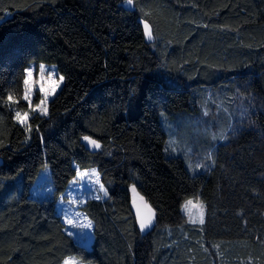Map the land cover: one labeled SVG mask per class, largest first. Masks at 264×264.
Returning a JSON list of instances; mask_svg holds the SVG:
<instances>
[{
    "label": "trees",
    "instance_id": "16d2710c",
    "mask_svg": "<svg viewBox=\"0 0 264 264\" xmlns=\"http://www.w3.org/2000/svg\"><path fill=\"white\" fill-rule=\"evenodd\" d=\"M126 2L0 0V264H63L72 254L96 264H264V0ZM31 62L56 64L64 82L47 114L29 115V132L15 114L28 109ZM204 102L233 125L214 166L192 173L166 152L162 115H193ZM86 135L101 143L96 152ZM46 160L53 191L35 197ZM93 167L107 194L80 207L93 223L87 246L57 202L78 168ZM132 183L154 210L146 232ZM190 196L204 201L202 224L181 210Z\"/></svg>",
    "mask_w": 264,
    "mask_h": 264
},
{
    "label": "rangeland",
    "instance_id": "374dc122",
    "mask_svg": "<svg viewBox=\"0 0 264 264\" xmlns=\"http://www.w3.org/2000/svg\"><path fill=\"white\" fill-rule=\"evenodd\" d=\"M12 12L8 11L6 16H10ZM4 17H0V22ZM45 66L44 76L48 77L49 73H52V80L56 82L55 90L51 91L47 95L44 107L46 113H48V103L50 99L59 91L62 87L64 79L59 80L62 76L59 72L58 66L54 63L47 62H31L27 69L33 70V81H39L40 79V65ZM26 69V70H27ZM45 90L50 91L52 83L45 80ZM31 105L39 104L41 99H44V93L39 90V84L37 83L32 92ZM38 97L39 102L34 103L35 98ZM211 105L204 102L201 106V110L196 114L179 115L173 119L169 116L162 115V120L166 124L167 139H166V152L168 154H178L184 157L185 163L189 171L192 173L202 172L210 169L215 164L217 145L221 140L227 137L228 130L232 127V123L229 121L213 118V114L209 115ZM216 108V107H214ZM21 114L27 112L28 117L34 111L28 109L20 111ZM44 115V114H43ZM28 120V119H27ZM210 157V158H209ZM79 173H87V175L80 177ZM98 174V175H97ZM99 181V183H97ZM100 185H103L100 173L96 167L88 169H77V174L73 180L68 183L66 191L60 195L57 206L61 214V217L65 221L66 228L76 240L89 246L93 240V224L90 218L80 209L82 204L86 202L88 198L92 197H105V193L100 190ZM104 189L105 186L103 185ZM53 191V175L51 165L48 160L45 161L39 175L33 180L30 188L31 195L35 197H44L49 195ZM191 200L192 205H189L188 209H185L184 205L187 201ZM195 205H203L202 209L194 207ZM182 212L186 215L190 222L200 223V220L205 219V205L204 201L196 196H190L184 199ZM191 212V216L189 215ZM202 213V215H201ZM67 219H72L76 222V226L69 225ZM91 222V227H86L88 222ZM72 258L76 264H96L92 261L84 260L76 254L69 255L66 259ZM65 259V260H66ZM65 262V261H64ZM63 262V264H64Z\"/></svg>",
    "mask_w": 264,
    "mask_h": 264
},
{
    "label": "snow or ice",
    "instance_id": "6c2138e0",
    "mask_svg": "<svg viewBox=\"0 0 264 264\" xmlns=\"http://www.w3.org/2000/svg\"><path fill=\"white\" fill-rule=\"evenodd\" d=\"M133 0H127L128 4H132ZM144 27L146 29V35L148 36L149 39L152 38V32H151V28L148 25L147 21L144 22ZM44 70H45V66L44 65H40V79L39 81H33L32 80V76H33V70L31 68L26 70V79L24 80V95L22 97L23 100H25L26 102H28L29 105V110L30 111H34V112H38L40 114H45L46 113V108L44 107L45 105V100L47 98V95L50 94L51 91L55 90V86H56V82L52 80V73H49L48 77L45 78L44 76ZM47 79V81L52 83V87L50 89V91H46L45 90V80ZM64 79L63 76L59 77V80L62 81ZM39 84V90L41 93H44V99H41L39 104L35 105V107H32L31 105V96L30 93L33 90V87L36 84ZM7 101L10 104H14V103H18V101L14 98L13 95L9 94L7 97ZM16 120L20 123L25 125L26 129L30 132L31 131V126L27 123V119H28V113L25 112L23 114H21V112L17 111L15 114ZM83 139L85 141H87L89 144L92 145L93 148H99L100 144L98 141L93 140L91 137L89 136H85L83 137ZM210 158V157H209ZM80 177H83L85 175H87V173H79L78 174ZM98 175V174H97ZM97 183H99V181H97ZM100 190L103 191L105 193V195L107 194V190L104 189L103 185H100ZM133 190H135L133 188ZM100 197H97V199H99ZM193 202L191 200L187 201L186 204L184 205L185 209H188L189 205H192ZM194 207H199L202 209L203 205H195ZM189 215L191 216V212H189ZM202 215V213H201ZM195 221L193 220V223ZM67 223L69 225H73L76 226V222L73 221L72 219H67ZM200 223H203V219L200 220ZM151 224V218L149 217L147 220H145L143 217L140 220V228L141 230L147 228L149 225ZM82 226H86V227H91V222L89 221L86 225H82ZM64 264H76L75 260L72 258L66 259Z\"/></svg>",
    "mask_w": 264,
    "mask_h": 264
},
{
    "label": "water",
    "instance_id": "95a60500",
    "mask_svg": "<svg viewBox=\"0 0 264 264\" xmlns=\"http://www.w3.org/2000/svg\"><path fill=\"white\" fill-rule=\"evenodd\" d=\"M126 5L127 7H129L130 9L133 8V2L132 4H128L126 2ZM138 22L141 24V26L143 27V30H144V34H145V39L147 42H153L155 40V36H154V32H153V26L151 24V22H149L147 19L141 17V16H138L137 18ZM147 21L148 25L150 26L151 28V32H152V38L149 39L148 36L146 35V29L144 27V22ZM86 136H89L91 137L93 140H96L99 142V140L95 137H93L92 135H86ZM85 137V136H84ZM82 143L84 144L85 148L87 150H90L92 152H96L99 148H93L91 144H89L87 141H85L84 139H82ZM99 144L101 145V143L99 142ZM2 164V158L0 157V165ZM133 188L135 190H133ZM130 192L132 194V200H131V206H132V211L139 223V226H140V220L141 218L143 217L145 220H147L149 217L151 218V224L143 229L142 231L146 232L148 230H150L153 226H154V223H155V214H154V210L153 208L151 207V205L149 204L147 198L140 194L138 192V188H137V185L135 183H132L130 185Z\"/></svg>",
    "mask_w": 264,
    "mask_h": 264
},
{
    "label": "crops",
    "instance_id": "0c3cea01",
    "mask_svg": "<svg viewBox=\"0 0 264 264\" xmlns=\"http://www.w3.org/2000/svg\"><path fill=\"white\" fill-rule=\"evenodd\" d=\"M93 168H94V167H93ZM78 169H79V168H78ZM87 169H88V168H87ZM99 173H100V172H99ZM100 176H101V174H100ZM73 178H75V177H73ZM73 178L69 181V183L73 180ZM67 187H68V185H67ZM66 189H67V188H66ZM65 191H66V190H65ZM65 191H64V192H65ZM64 192H63V193H64ZM63 193H62V194H63ZM62 194H61V195H62ZM59 198H60V197H59ZM57 203H58V202H57ZM82 205H83V204H82ZM57 209H58V206H57ZM58 211H59V210H58ZM83 212H84V211H83ZM84 213H85V212H84ZM59 214H60V212H59ZM60 215H61V214H60ZM90 220H91V219H90ZM92 224H93V223H92ZM69 233H70V232H69ZM70 234H71V233H70ZM93 237H94V236H93ZM74 238H75V237H74ZM75 239H76V238H75ZM92 241H93V240H92ZM91 244H92V242H91ZM91 244H90V245H91ZM90 245H89V246H90Z\"/></svg>",
    "mask_w": 264,
    "mask_h": 264
}]
</instances>
